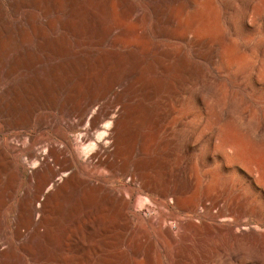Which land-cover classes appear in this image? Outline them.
Segmentation results:
<instances>
[{"label":"rangeland","instance_id":"obj_1","mask_svg":"<svg viewBox=\"0 0 264 264\" xmlns=\"http://www.w3.org/2000/svg\"><path fill=\"white\" fill-rule=\"evenodd\" d=\"M0 1V71L10 70L15 52L24 50L35 53L34 58L43 61L38 68L48 72L56 62L49 63L53 54L42 47L39 28L50 23L58 27L54 34L46 32L50 44L57 46V39H61L57 44L63 43L58 60L65 58L60 61L74 64L76 71L72 79L50 80V89H41L25 108L26 120L20 115L0 116V130L12 127L10 142L22 150V188L29 187L28 177L36 175L46 160L54 164L47 149L50 139L61 148L68 140L82 163L96 162L97 152L113 150L102 141L114 128L108 124L118 121L122 134L124 124L134 122L135 137L128 147L135 155L130 158L117 151L118 162L97 169L105 190L96 192L95 198L87 200L86 184L71 188L69 171L52 176L36 200L35 221H43L45 204L61 199L54 214L53 250L62 257L44 264H264V0H187L185 10L171 4L177 8L175 24L157 36L156 20H149L154 51L143 46L133 56L129 49L114 52L112 37L103 49L94 46L98 39L90 41L86 35L64 41L58 25L66 18L60 0ZM124 1L125 8L134 6L151 16L158 3ZM104 5L93 0L90 8L91 13L96 9L95 20L102 28L112 22ZM118 12L115 8L114 20ZM156 47L171 50L167 49V71L159 62L154 78L137 85L136 77L161 61ZM97 71L101 73L95 75ZM77 85L84 89L80 96ZM147 85L160 88L148 96ZM108 105L110 115L98 130L92 129L94 117ZM131 106L141 113L132 115ZM88 133L92 144L83 153L80 141ZM142 161L148 166L140 170ZM22 195L23 191L16 194L3 214L0 264H34L15 232ZM127 200L131 213L125 208ZM34 235L29 231L24 244H34ZM44 247L49 249L45 243Z\"/></svg>","mask_w":264,"mask_h":264},{"label":"bare ground","instance_id":"obj_2","mask_svg":"<svg viewBox=\"0 0 264 264\" xmlns=\"http://www.w3.org/2000/svg\"><path fill=\"white\" fill-rule=\"evenodd\" d=\"M102 1L105 4L104 7H107L106 13L108 16H110L111 21H112L108 24L109 26L105 27V28L100 27V25L95 20L96 19L95 15L97 16V13L95 11L96 9H94L92 11V13L90 11L91 6L93 5V0H60L59 1L60 7H61V9H65V17H66L65 19L61 20L60 23L58 24L59 27L63 31V34L61 36L62 39L64 41H67L71 37H77L78 38L79 36H82V35L85 36L86 35V36H88V38H91L90 41H94L95 39L96 40L98 39L97 44L94 46L98 47L100 49H103L106 39L108 37H112L113 38L114 52L129 49V52L131 53L130 55L133 56L135 54L141 53V48L143 46H146V51L152 53L154 51V46H153V43L150 41V38L148 36L149 35L148 31H147L148 30L147 26L149 23L148 21L152 20L154 18L156 20L155 25H157V30H158L157 36H164L163 34L169 30L168 26L174 25L175 22L177 21V17H176V11L177 10L176 9L178 8L179 10H185L186 2H187V0H158L157 5L153 6L152 10H150L152 12L151 13L152 16H151L149 14L143 13L141 10L137 9L134 6H130V7L125 8L122 4L123 0H102ZM126 1H124V2H126ZM171 2H173V3H171ZM0 3H1V1H0ZM174 3L177 6V8H176V6L175 7L171 6V4H174ZM116 4H118V6ZM0 7H2V5ZM115 8H118L119 12L117 13L118 18L114 20L112 15L115 11ZM89 13L93 14V15L92 16L89 15L90 17L87 16ZM87 20H89V21H87ZM181 26H183V25H181ZM152 27H153V25H152ZM39 29L41 30L40 31V38H41L40 40H42L41 41L42 42L41 45H43L42 47L44 48V50L47 48L46 50H50V52L53 54L52 56L50 55L51 59H50L49 63L50 62H54V63L56 62V63H55V65L51 66V69H49L48 72L45 71L46 69L44 70V72H42V69H39L38 67L40 64L43 63V61L41 59L34 58L33 55H35V53L31 54L30 53L31 51L25 52L24 50H17V52H15L16 54L14 55V57H12V58H14L12 60V62H11V60L9 61V62H11V69L6 71L5 73H3V71H0V116L6 115V116L10 117L12 115L13 116L14 115H20V117L22 118L21 120H26V118L28 117L27 116L28 113H25V111H26L25 108H28L29 102L34 96L40 94L41 89H43V90L50 89V88H48V85H49L48 82H50V80H54L57 82L61 81L63 79L68 80L69 77H71L72 75H74V73H76V71H74L75 66H74V64H72L73 63L72 61L70 62L68 60L69 63H71L73 65V67H72V65H69V64H65V63L63 64L60 61V60L65 59V58L58 60L60 58L58 56H61V51H60V53H57V52L60 50L59 46H61L63 43H61L60 45L57 43H58V40H61V39L55 40L54 43H56L57 46L50 44V42H49L51 39L49 37V34L46 32H51L54 34L58 29L57 25L50 23V24H48L46 29H44V28H39ZM175 29H177V28H175ZM176 31L177 30H175L173 32L175 33ZM35 33H36V31H35ZM184 36L185 37L181 39L182 41L187 40L188 34H186ZM2 39H4L3 36H2ZM166 40H167V38H166ZM81 42H84V41H82V38H81ZM168 45L170 47V44H168ZM19 48H21V47H19ZM156 48L159 50L158 52H159L160 58L158 57V59H160L161 61L158 60L155 63H151L150 67L145 72H141L136 77V80H135V83L137 85H140V86L144 85V84L148 83L149 80H152L154 78V76L157 74V70L160 69V67L159 68L156 67L159 62H161L162 68H165V72L167 71L166 69L168 67L166 65L169 61V54H168L169 49L163 48V47H156ZM169 51H171V50H169ZM2 52H3V50H2ZM102 52L104 53V51H102ZM118 53H120V52H118ZM58 54H60V55H58ZM153 54H155V53H153ZM62 55H64V54H62ZM103 55H105V54H103ZM107 56L108 55L103 56V58H104L103 61H105L106 63L109 62V59ZM12 58H10V59H12ZM1 61H2V55L0 52V64L2 63ZM98 63H101V62H98ZM84 64L86 65L87 63H84ZM49 65H51V64H49ZM103 66L106 67L104 64H103ZM32 68H34V69H32ZM5 69L6 68H4V70ZM75 70H76V68H75ZM99 72L100 71H97V73H95V75L98 74ZM89 73H88V75H89ZM80 76H82V75H80ZM78 77H79V75H78ZM89 77H90V75H89ZM71 79H72V77H71ZM155 79H156V77H155ZM79 80H80V78H79ZM61 82H63V81H61ZM89 82H90V80H89ZM77 84H79V83H77ZM77 87H78V85H77ZM159 88L160 87H156L154 85L152 87L148 86V92H149L148 96H151V95L154 96ZM141 89H143V88H141ZM76 91H77L76 94H78L80 96L84 92V89L79 86L76 89ZM48 94H50V93H48ZM51 94H53V93H51ZM103 98H105V96ZM31 101H33V100H31ZM72 101H73V99H72ZM73 107H74V105H73ZM111 108H112V106L108 105V106H104L101 109V111L94 117V120H93L92 125H91L92 129L96 130L97 128H99V125L102 122H104V120L110 115ZM124 108H125V106H124ZM130 110H131L132 115H136V114L141 113L136 106H131ZM134 118H136V117H134ZM13 121H14V119H13ZM133 123L134 122L127 121L126 124H124L123 133L120 134L118 132V121H115L112 123L110 122V124H108V127H111V126L113 127V125H114L112 133L110 134L109 139L106 138V139H103L102 141H107L106 144H110V147H112L113 150L105 149L104 151L97 152V154L96 155L94 154L95 156L93 157V160L96 159L97 161L96 162L92 161L91 163H89V162L88 163H82L80 160L81 159L80 154L70 145V142L68 140L63 141L61 143V145L63 144V147L61 148L59 146V142H57L55 139H50L47 149L49 152V157L53 159L54 164H51L49 162V160H46L45 163L41 166V169L38 170L36 175L28 177V179H27V183L29 185L28 188H22L23 174L20 171V157H21V151L22 150L18 145H15V144L10 142V139L12 137V135H11L12 127L8 126L9 130L7 132H2L3 130L2 131L0 130V224L4 222L3 214H4L5 210L9 207V205L14 201L15 195L18 194L20 191H23V195H22V197L19 201V204H18L17 221L14 224L16 227L15 232H16L17 240L20 242L21 246L25 247L23 249V251L28 253L29 254L28 256H31V261L34 264H44V262H46V261L53 262V261H56L62 257L60 254L56 253L53 250V248L55 246L54 244H56L55 243V236H54V229L56 226V223H55L56 218L54 217V214L58 213L57 211L60 209V207H59L60 206L59 204L61 201L60 196L58 198H56L54 201H52L49 205L45 204V207H44V210L42 213L43 214V221L42 220L41 221H35V217H36L37 213L39 212L35 202L39 198V196L43 193L44 188H46V186L50 182L51 177L56 176L57 174H60L61 172L65 174V173H68L69 171H73L71 173L70 178H69L71 188H77L78 186L82 185V183L86 184L85 188H87V190L89 191V194L87 196V200L90 201L91 199L95 198L94 194L96 192H98L100 190H105V188L102 186L105 182V179L102 178L103 174L101 172H99L97 169L105 166L106 164H110L112 162H118L119 157L118 156L116 157V155H115L117 151L121 150L124 153H127L130 156V158H132L135 155L134 149H132L131 147H128V145L130 146V144H132V142L134 140L133 138L135 137V133L132 131L134 129V127L132 126V125H134ZM17 124H20V123L17 122ZM131 126H132V128H131ZM154 128H155V126H154ZM100 138L102 139V136H100L99 139ZM12 142H14V141H12ZM80 142H81V148L85 149V150H83L84 151L83 153H85L86 148H88L90 150V148H91L90 146L92 144L91 135L89 133L83 135L81 137ZM28 145H29V143H28ZM122 147H123V149H122ZM92 149H93V147H92ZM29 152H31V150H29L28 153ZM145 155H147V154L145 153ZM34 157L35 156L33 154H31V153L29 154L30 159H34ZM140 161L141 160H139V162ZM120 162H119V164H120ZM147 162L144 163L142 161L141 165H139L140 170H141V168L143 169L147 165ZM122 170L127 172L128 167H125ZM143 174L144 173H142L141 176ZM136 175L132 176L134 180H137ZM99 187H101V188H99ZM143 189L146 191H150L151 187L149 185H144ZM33 192H34V194L32 195ZM88 201H87V203L89 204ZM125 206H126L125 207L126 211L128 213H131V211H132L131 201L127 200ZM164 212H166V211H164ZM161 227H163V229L166 230V224L165 223H163ZM31 230H33L34 234H35L34 235V242L35 243L25 245L24 244V238L26 237V234ZM166 234L171 239H174V237L172 236L173 234H171L169 230H166ZM191 238H192V236H191ZM203 238H204V236H203ZM4 239L5 238L2 236V233L0 231V243L2 241H4ZM201 240H202V238H201ZM44 243H45V245H47V247H49V249L45 248V247L43 248ZM171 248H173V247H171ZM151 249H152V247H151Z\"/></svg>","mask_w":264,"mask_h":264}]
</instances>
